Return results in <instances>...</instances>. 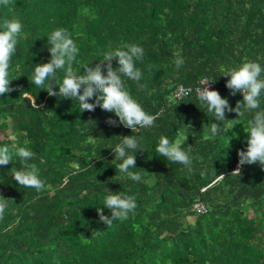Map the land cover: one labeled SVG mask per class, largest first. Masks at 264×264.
Instances as JSON below:
<instances>
[{"label": "trees", "instance_id": "obj_1", "mask_svg": "<svg viewBox=\"0 0 264 264\" xmlns=\"http://www.w3.org/2000/svg\"><path fill=\"white\" fill-rule=\"evenodd\" d=\"M14 18L25 37L10 60L14 91L0 96V146L31 150L27 163L39 169L46 190L17 185L11 172L22 167L18 157L0 166V196L10 199L0 220V264H264V169L246 164L240 176L231 174L237 150H246L252 113L238 118L226 111L233 121L221 122L218 135L208 138L211 123L220 122L195 91L206 77L220 85L216 91L230 107L242 100L241 93L233 96L222 87L228 79L222 68L246 60L264 68V0H10L7 7L0 5V24ZM57 28L67 29L79 49L73 62L78 73L82 64L95 65L104 52L123 44L144 49L143 60L136 62L142 79H122L130 95L156 116L152 127L132 132L110 126L105 121H118L114 113L99 107L81 113L77 101L49 96L31 83L34 65L50 59L46 36ZM177 54L184 60L179 69ZM112 64L117 67L115 60ZM63 74L57 70V85ZM179 85L192 90L174 97ZM259 110H264V93ZM131 135L142 151L133 153L135 168L129 171L139 173L140 182L116 170L120 161L111 150L119 137ZM161 136L180 142L192 157L191 171L156 151ZM108 190L131 195L137 204L134 214L110 226L96 212L100 207L111 216L103 206ZM196 202L204 212L195 211Z\"/></svg>", "mask_w": 264, "mask_h": 264}, {"label": "clouds", "instance_id": "obj_2", "mask_svg": "<svg viewBox=\"0 0 264 264\" xmlns=\"http://www.w3.org/2000/svg\"><path fill=\"white\" fill-rule=\"evenodd\" d=\"M10 0H0V5L7 7ZM25 37L23 26L19 19H5L0 24V96L14 91L9 86L10 60L16 50L20 39ZM48 52L50 59L46 63L36 64L32 70L31 83L38 89H47L49 96H58L75 100L79 104V112L85 110L92 112L97 107L103 111L114 113L118 121L109 117L106 123L110 126L123 125L134 132L137 128L152 127L156 116L147 113L142 106L126 90L122 77L139 82L142 79V71L136 67L137 61H142L144 49L137 44H123L103 53V58L95 65L82 64L77 70L73 68V62L79 53V49L67 29L57 28L47 36ZM115 60L117 67H113ZM179 69L183 58L177 54L174 61ZM83 69V71H81ZM57 70H63L64 74L57 85ZM222 75L228 77L225 87L230 90V95L242 94V100L236 102L235 108L229 106L228 100L222 98L218 91L210 90V84L215 82L204 78L201 86L195 89L197 99L206 108L208 113L219 123H211L208 129V138H214L221 129V122H229L225 112H235L239 118L245 113H252L247 122L246 150H237L238 165L231 174L240 176L244 165L259 164L264 169V110L260 109V99L264 93V68L255 61H244L235 67L222 68ZM58 88V92L54 89ZM27 96L28 93L26 92ZM35 100V99H34ZM90 100L94 102L89 103ZM34 106L35 103H34ZM37 107V106H36ZM92 123V122H91ZM235 124H233L234 126ZM120 143L111 148L114 159L120 161L116 170L124 174L126 178L140 182L142 176L139 173L129 171L135 168L136 150H141L140 142L135 135L122 136ZM12 139H15L13 137ZM186 137L184 138L185 141ZM29 141L25 140L27 145ZM190 148V147H189ZM156 151L171 163L183 165L189 171L192 170V157L182 150L180 142L172 143L165 136L159 138ZM13 156L19 158L22 167L12 168L11 176L19 186L33 188L37 193L46 190L45 181L40 178L39 169L34 164H28L34 153L27 147L18 144L0 146V166L12 162ZM0 196V220L4 219L8 208V201ZM104 208L110 210L111 216H105L103 209L96 208L99 220L110 226L114 220L123 221L130 213L134 214L137 208L135 198L124 195L121 192L108 190L103 203ZM11 227H15V224Z\"/></svg>", "mask_w": 264, "mask_h": 264}, {"label": "built area", "instance_id": "obj_3", "mask_svg": "<svg viewBox=\"0 0 264 264\" xmlns=\"http://www.w3.org/2000/svg\"><path fill=\"white\" fill-rule=\"evenodd\" d=\"M204 78H206V77H203V78L200 79V81H199V85H198L197 87L201 86V80L204 79ZM207 79H208V78H207ZM209 80H210V79H209ZM225 83H226V82H224V83L222 84V87H225ZM197 87H196V88H197ZM219 87H220V85L217 84V83H215V82L212 83V84H210V90H217ZM191 90H192V89L189 88V87H185V86H183V85H179V86H177L176 89L174 90L173 95H174V97L181 98L183 95L189 93ZM193 208L195 209V211H196L197 213H198V212H204V211H205V206H204L202 203H200V202H196V203L193 205Z\"/></svg>", "mask_w": 264, "mask_h": 264}]
</instances>
